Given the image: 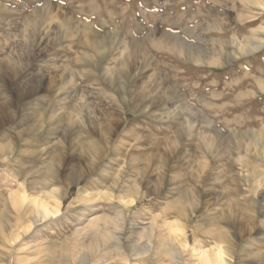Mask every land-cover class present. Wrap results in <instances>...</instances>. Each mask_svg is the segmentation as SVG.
Wrapping results in <instances>:
<instances>
[{"label":"clouds","instance_id":"clouds-1","mask_svg":"<svg viewBox=\"0 0 264 264\" xmlns=\"http://www.w3.org/2000/svg\"><path fill=\"white\" fill-rule=\"evenodd\" d=\"M0 264H264V0H0Z\"/></svg>","mask_w":264,"mask_h":264}]
</instances>
